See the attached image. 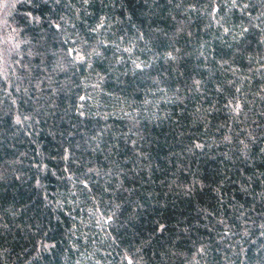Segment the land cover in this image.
Returning <instances> with one entry per match:
<instances>
[{"label": "trees", "instance_id": "16d2710c", "mask_svg": "<svg viewBox=\"0 0 264 264\" xmlns=\"http://www.w3.org/2000/svg\"><path fill=\"white\" fill-rule=\"evenodd\" d=\"M0 264H264V0H0Z\"/></svg>", "mask_w": 264, "mask_h": 264}]
</instances>
